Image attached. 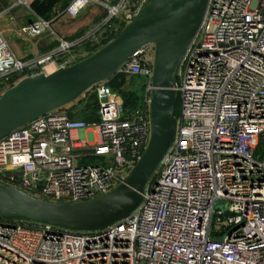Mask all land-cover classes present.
<instances>
[{
  "label": "built area",
  "instance_id": "obj_1",
  "mask_svg": "<svg viewBox=\"0 0 264 264\" xmlns=\"http://www.w3.org/2000/svg\"><path fill=\"white\" fill-rule=\"evenodd\" d=\"M143 1L68 0L17 33L35 37L90 4L103 12L97 30L119 32ZM54 38L45 52L16 58L0 32V79L8 84L24 71L69 66L64 54L80 37ZM153 50L146 44L118 67L117 90L105 80L89 87L94 120L74 116L87 100L83 93L0 137V182L61 203L95 198L121 182L149 137ZM139 77L143 92L125 106L120 93ZM175 92L173 141L133 211L91 231L0 218V264H264V160L256 155L264 139V0L206 1L177 65Z\"/></svg>",
  "mask_w": 264,
  "mask_h": 264
},
{
  "label": "water",
  "instance_id": "obj_2",
  "mask_svg": "<svg viewBox=\"0 0 264 264\" xmlns=\"http://www.w3.org/2000/svg\"><path fill=\"white\" fill-rule=\"evenodd\" d=\"M207 0H144L133 19L89 56L48 74L19 81L0 94V137L75 100L109 79L146 44L154 46L149 92V137L121 182L95 198L74 203L47 201L0 182V218L19 219L72 231L102 229L133 211L143 185L173 141L175 73L202 18ZM214 207L224 209L222 200ZM220 238H216L219 240Z\"/></svg>",
  "mask_w": 264,
  "mask_h": 264
},
{
  "label": "rangeland",
  "instance_id": "obj_3",
  "mask_svg": "<svg viewBox=\"0 0 264 264\" xmlns=\"http://www.w3.org/2000/svg\"><path fill=\"white\" fill-rule=\"evenodd\" d=\"M27 13H28L27 9L22 4L19 5L18 7H15L11 11V16L13 17L15 25L21 21L22 17L27 16ZM102 13H103L102 9L98 5L90 4V6L86 7L75 18L70 19V18H67L66 16H61L58 19L52 21L50 23V28L52 31L45 30L40 35L35 36V38L40 39L42 36H44L46 38H50V37L52 38L56 33H62V32H65L67 30H72V29L76 28L74 31H72L68 34L64 33V35H63V37H64V36L70 35V34L75 33V32H76V35L80 34L79 35L80 38H78V40H81L80 43L72 46L68 50V52L64 54V57L67 58V60H68V64L72 65V64L82 60L83 58L89 56L88 54L90 53V48L92 46L94 48L96 46L99 47L100 40L107 36L106 30H105V29H107V27L106 28L102 27V28L97 30V27L101 26L100 20L102 17ZM4 28H7V26H4ZM73 35H71V36H73ZM82 38H83V40H82ZM53 39L55 40L54 37H53ZM66 40H68V39H66ZM6 42H7L8 47L11 49V51L15 55L18 56L22 53V49H21L18 41H16V39H14L12 36L7 37ZM55 43H56V41H55ZM39 74H42V73H39ZM29 75H30V73L28 71L23 72L24 77L18 78L19 76L16 77V75H12L8 84L4 83L3 80L0 79V94L4 93L6 90L14 87L19 81L26 79L28 77H31ZM15 79H17V80H15ZM107 80L108 79H106L105 81H107ZM145 82H146V79L143 77H139L138 79H135V80L130 79L128 86H125L123 88V91L120 93L121 96H122V94H125V93H126L125 95H127L130 92H133L134 94H136V95L138 94L139 96H141V94L143 92V85L145 84ZM113 86H115V85H112V87ZM85 91H87V93H88L89 88L86 89ZM88 94H90V93H88ZM176 95H177V93L175 92V100H176ZM64 107L65 106L63 105L59 108L53 109L52 111L57 112L58 109H64ZM178 111H179V107H178ZM256 155L260 160H264V139H262L260 141L259 145L257 146ZM124 175L126 176V174H124Z\"/></svg>",
  "mask_w": 264,
  "mask_h": 264
},
{
  "label": "crops",
  "instance_id": "obj_4",
  "mask_svg": "<svg viewBox=\"0 0 264 264\" xmlns=\"http://www.w3.org/2000/svg\"><path fill=\"white\" fill-rule=\"evenodd\" d=\"M42 1H45V0H26L27 5L26 6L23 5V6L27 9V12H28L27 16L22 17L21 21L18 22L16 25L14 23L13 17L11 16V11L15 7H18L21 4H15V0H1L0 1V32H1L2 37L4 38L5 42H6V38L7 37H11V36L14 39H16V41H18V43H19V45H20V47L22 49V53L20 55H18V56L15 55L11 51V49L8 47V45H7L9 51L16 58H26V57L36 56V55L41 54V53L45 52L46 50L52 48L56 44L55 40L53 39L54 36L60 37V38H64V39H68L69 37H71V35H73V34L75 35L76 34V32H75V33H72L70 35H67V36L63 37L64 33L68 34V33L72 32V31H74L76 29L75 28V29H72V30H67V31L62 32V33H56L52 38L51 37L50 38H46V37L42 36L40 39H36L35 37H29V36H25V35H21V34L18 35L17 28L20 25H25V24H28L29 22L33 21L35 19L36 15L40 16L39 13H38L37 7L40 5V3ZM51 4H52V2L50 3V5ZM51 8H52L51 9V14H52L55 10L61 8V6H60V4H55ZM4 26H7L8 29L4 28ZM50 30H51V28H50ZM6 44H7V42H6ZM79 97H77V98L79 99ZM75 100H73V101H75ZM72 102H70V103H72ZM70 103H68V104H70ZM68 104H66V105H68ZM74 116L79 118V119H81V117H80L78 112L76 114H74Z\"/></svg>",
  "mask_w": 264,
  "mask_h": 264
},
{
  "label": "trees",
  "instance_id": "obj_5",
  "mask_svg": "<svg viewBox=\"0 0 264 264\" xmlns=\"http://www.w3.org/2000/svg\"><path fill=\"white\" fill-rule=\"evenodd\" d=\"M52 2L53 5L55 4H60L61 7H63L68 0H45L42 1L40 3V5L37 7L38 9V13L39 15L44 18V19H48L50 18L52 15L51 14V7L50 3ZM50 16V17H49ZM114 22V21H113ZM119 28L121 30L122 28V24L119 25ZM119 30V31H120ZM108 32V33H107ZM117 31H106L107 36L102 38L100 40V45L99 47L96 46L95 48L92 46L90 48V54H92L93 52H95L98 48H100L101 46L105 45L108 41H110L112 38L115 37V35L117 34ZM80 34H75L71 37L68 38V40H72L73 38H77L79 37ZM122 81H123V77L122 75H120L118 72H116L115 74H113L107 81L106 83L114 90H117L121 85H122ZM112 85H115L112 87ZM84 94H86L87 96V100L84 103L83 107L81 109H79L78 113L81 117L82 120L84 121H91L95 119V107H96V103H95V99L92 93L87 95V91H84ZM126 94V93H125ZM122 94V98H123V104L126 106H133L137 103L138 100V96L136 94H134L133 92H130L129 94L125 95ZM178 97L176 95V100H175V105H174V111H173V115L174 117H176L178 115Z\"/></svg>",
  "mask_w": 264,
  "mask_h": 264
},
{
  "label": "bare ground",
  "instance_id": "obj_6",
  "mask_svg": "<svg viewBox=\"0 0 264 264\" xmlns=\"http://www.w3.org/2000/svg\"><path fill=\"white\" fill-rule=\"evenodd\" d=\"M46 70H47L46 74L52 72L53 71L52 66L51 65H46Z\"/></svg>",
  "mask_w": 264,
  "mask_h": 264
}]
</instances>
